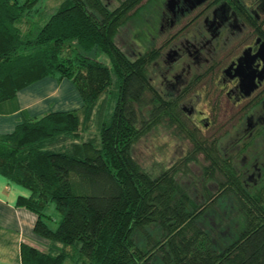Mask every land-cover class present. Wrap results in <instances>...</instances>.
I'll return each mask as SVG.
<instances>
[{
    "label": "trees",
    "instance_id": "obj_1",
    "mask_svg": "<svg viewBox=\"0 0 264 264\" xmlns=\"http://www.w3.org/2000/svg\"><path fill=\"white\" fill-rule=\"evenodd\" d=\"M39 1L0 0V105L46 77L70 80L82 104L27 117L0 133V174L30 191L16 205L37 215L34 233L48 241L44 249L22 243L21 264H63L66 258L73 264H264L259 200L241 201L238 233L217 248L199 222L200 205L176 179L207 152L177 105L151 85L146 67L154 54L131 58L115 42L143 0H122L114 8L103 0H64L45 21L35 19ZM112 82L115 99L103 121ZM163 123L190 148L178 163L151 174L131 150ZM211 167L208 178L217 168L230 171L226 164ZM50 203L61 214L54 229L46 221Z\"/></svg>",
    "mask_w": 264,
    "mask_h": 264
},
{
    "label": "flooded vegetation",
    "instance_id": "obj_2",
    "mask_svg": "<svg viewBox=\"0 0 264 264\" xmlns=\"http://www.w3.org/2000/svg\"><path fill=\"white\" fill-rule=\"evenodd\" d=\"M146 20L150 44L157 35L165 41L144 52L127 44L124 53L151 51L150 62H162L165 89L157 91L201 137V217L228 207L225 200L240 217L242 200L264 208V0H163ZM212 164L230 171L217 168L208 178Z\"/></svg>",
    "mask_w": 264,
    "mask_h": 264
},
{
    "label": "rangeland",
    "instance_id": "obj_3",
    "mask_svg": "<svg viewBox=\"0 0 264 264\" xmlns=\"http://www.w3.org/2000/svg\"><path fill=\"white\" fill-rule=\"evenodd\" d=\"M63 1L64 0H40L37 4L39 15L35 17V19L43 18V21H45L47 15L58 8ZM121 1L122 0H103V2L108 4L109 8L116 7ZM162 2L163 0H143L140 13L130 18L119 28L115 36V42L123 51L128 52L126 47L127 44H129L130 47L135 51L140 50L141 52H144L149 47H157L165 41L166 37L164 35H157L155 38V43L151 45V36H148V38L144 33L145 29L147 28L145 25L147 21L146 19L148 18L150 21L153 20L155 8L157 10V6L160 4L162 5ZM43 21L41 23H43ZM28 22L29 20L27 21V19H24L21 21L20 27L22 29L26 28V26H28ZM134 30L135 33L132 35ZM138 37L140 38L136 43L130 44V42H132L131 39L135 40V38ZM95 56L101 62L105 63L106 65H110V61L106 54L97 53ZM129 57L133 58L131 55ZM159 63L155 65L150 62L146 67V72L150 79L151 85L156 90L163 92L165 86L161 84V81L163 80L165 73L163 71L164 67L162 62L159 61ZM114 92L115 86L112 82L106 88V95H108V97L104 101L103 105V121L106 120L108 113L112 109L115 99ZM146 109L147 108L142 111L144 115L147 114ZM92 125L96 133L98 132L97 136H99V126H97L96 121H93ZM189 148L190 141L187 138L178 134L177 131L173 129V127L163 123L157 125L149 132L141 136L133 144L131 154L144 170L150 172L151 174H157L161 169L178 163L179 159L186 154ZM202 166L203 164H201V156H199L197 157L196 164L189 163L187 165V169H183L176 175L179 185L190 194L191 198L194 199L197 204L202 201L200 189ZM213 184H215V182H213ZM224 203H226L228 207L223 208L222 206L218 205V207H215L213 210L209 211L205 217H201L199 221L203 229L214 240L217 248H221V245L231 241L238 233L241 225V217L237 215L235 210L232 212L229 211L230 203H232V201L227 202V200H225ZM45 212L51 216V219L47 218L46 221L48 222L49 226L54 229L61 218V214L55 209L53 203H50ZM63 264L73 263L70 258H66Z\"/></svg>",
    "mask_w": 264,
    "mask_h": 264
},
{
    "label": "crops",
    "instance_id": "obj_4",
    "mask_svg": "<svg viewBox=\"0 0 264 264\" xmlns=\"http://www.w3.org/2000/svg\"><path fill=\"white\" fill-rule=\"evenodd\" d=\"M81 104V97L70 80L43 78L18 91L12 102L0 105V133L13 131L27 117L76 109ZM29 195L27 188L0 174V264H21L22 243H31L42 249L48 245L47 240L34 233L37 215L16 205L19 196Z\"/></svg>",
    "mask_w": 264,
    "mask_h": 264
},
{
    "label": "water",
    "instance_id": "obj_5",
    "mask_svg": "<svg viewBox=\"0 0 264 264\" xmlns=\"http://www.w3.org/2000/svg\"><path fill=\"white\" fill-rule=\"evenodd\" d=\"M171 3H172V2H170V1H169V2H167V5H168V6H170V4H171Z\"/></svg>",
    "mask_w": 264,
    "mask_h": 264
}]
</instances>
